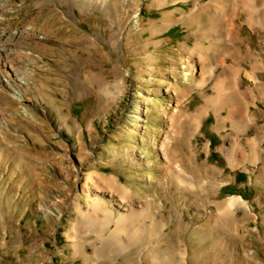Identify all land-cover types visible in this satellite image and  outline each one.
Segmentation results:
<instances>
[{
	"label": "rangeland",
	"instance_id": "1",
	"mask_svg": "<svg viewBox=\"0 0 264 264\" xmlns=\"http://www.w3.org/2000/svg\"><path fill=\"white\" fill-rule=\"evenodd\" d=\"M242 1L0 0V264H264Z\"/></svg>",
	"mask_w": 264,
	"mask_h": 264
},
{
	"label": "bare ground",
	"instance_id": "2",
	"mask_svg": "<svg viewBox=\"0 0 264 264\" xmlns=\"http://www.w3.org/2000/svg\"><path fill=\"white\" fill-rule=\"evenodd\" d=\"M252 1H253V0H252ZM252 1H251V2H252ZM242 2H243V6H244V8L248 11L247 23H248L249 25L253 26V23H254V21H256V20H255V17H254L252 14H250V11L255 10V4H254V2L251 3L249 0H243ZM256 16H257V15H256ZM0 31H1V34H3V35L5 34L4 30H1V29H0ZM26 31L29 33L28 30H26ZM14 34H15V35H14ZM16 35H17V32H14L13 35L11 34L10 37H11V38H15ZM22 35H23V34H22ZM20 38H21V37H20ZM22 38H23V37H22ZM23 39H24V38H23ZM221 42H222L224 45L228 46V47H232V46L234 45V42H233L231 36L225 37ZM20 81L23 82V81H25V79H20ZM25 82H26V81H25ZM217 91H218L219 94L222 93V92H223L222 87L217 88ZM15 97H16L17 99H19L20 101H22V100L24 99V94H23L21 91L17 90V91H15ZM207 106H208V107H212V106H214V102L210 100V101L208 102V105H207ZM200 122H201V121H200L199 118H197V119L195 120L196 128H199V127H200ZM234 151H235V150H232V154H231V157H230L231 162L234 161V155H233ZM234 154H235V153H234ZM250 154H251V156H252V155H253V156L255 155V148H254L253 145L250 146Z\"/></svg>",
	"mask_w": 264,
	"mask_h": 264
}]
</instances>
